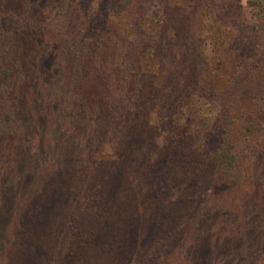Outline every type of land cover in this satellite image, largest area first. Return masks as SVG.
I'll return each instance as SVG.
<instances>
[{"label":"trees","instance_id":"obj_1","mask_svg":"<svg viewBox=\"0 0 264 264\" xmlns=\"http://www.w3.org/2000/svg\"><path fill=\"white\" fill-rule=\"evenodd\" d=\"M241 1L0 0V186L22 166L16 147L38 146L24 132L22 105L30 94L44 97L41 61L57 56L55 89L46 99L67 98L49 114L61 130L79 101L90 105L91 126L73 154L50 143L54 134L59 141L53 129L41 146L52 167L74 163L75 178L55 211L62 226L75 229L81 216L108 226L105 237L94 230L86 242L106 255L113 246L117 259L96 253L89 264H264V198L251 225L198 231L214 197L228 196L219 176L224 167L240 159L245 172L260 163L264 171V12L247 23ZM20 24L41 35L36 49L24 48ZM96 79V97L84 95ZM201 103L214 112L210 124L198 126L192 110ZM106 196L113 197L112 213L122 214L114 228L105 222ZM161 202L178 208L162 211ZM158 220L183 231L160 233L167 226ZM66 237L60 233L49 253L34 241L15 245L22 255L37 253L29 264H85L75 251L84 237ZM15 257L7 254L1 264L25 263Z\"/></svg>","mask_w":264,"mask_h":264},{"label":"rangeland","instance_id":"obj_2","mask_svg":"<svg viewBox=\"0 0 264 264\" xmlns=\"http://www.w3.org/2000/svg\"><path fill=\"white\" fill-rule=\"evenodd\" d=\"M173 2L184 5L187 3V0H173ZM241 3V6H239L241 17L247 23L259 19L260 14L264 12V0H242ZM147 21L148 20H141V23L143 25H149ZM19 26H21L23 32L27 34L26 38L22 40L24 48H27L29 51L36 49L39 40L38 43L35 42V46L34 37L40 39L41 35L37 32L34 33L33 30L29 32L28 28H23L22 24ZM151 27L152 26H150V28ZM56 61L57 56H52L47 61H41L42 68L40 73H42V75L39 80V87L44 97L42 98L38 95L30 94V103L27 102V106L22 105L24 110L22 119L28 122L26 125L28 129L26 128L27 130L24 132L27 136L29 135V139H32L33 142L36 140L38 146L35 145V147H30V143H26L29 148L21 149L19 148L21 145L16 147V163H20L22 166L7 173L2 179V184L0 186V264L7 254L9 260L13 258V256H16L15 260H17V258L24 260V264H29L28 262L30 260L35 259L34 256H36L37 253H35L34 250H32L31 255L27 252H25L24 255H22L23 253H19L18 246L15 245L16 239H21L30 243L33 241L39 243L43 245L44 251L49 253L53 243L58 241L60 233L64 239L67 238V233H80V235L84 237V244L80 246L81 248L75 249V251H81L80 255L84 257L83 262L85 264H89L90 261H93L94 254L96 253L102 260H108V256L114 261L117 259L116 253H112L113 246L110 249L111 254L106 255L105 252L99 250L96 245L93 244L94 246H91L89 242H86V238H90L89 233H92L94 230L96 234L103 233L105 237L106 234L104 233H107L108 226L104 223H100V220L92 217L93 222H90V217L86 218L81 216L83 221H81L79 225L76 224V228L74 229L70 227L73 226V224L62 226V223L58 220L62 215L55 214L56 208L60 204L65 203V201L62 200V195H66L69 192V182L72 177L75 178V168L74 163L70 165V163H72L71 160H68V166L67 164L63 166L58 163L57 167H52L49 162L51 152H48L47 149L45 150V148L41 146V138H43V135L45 137L46 132L52 131V129L54 132L56 130L57 133H59V141L56 138L57 134H54L51 136L54 142L50 141V143L55 145V147L58 143L60 146H64V152L70 151L72 152L71 154H73L76 151L77 145L79 146V139L87 135L91 126L89 119L90 111L86 107L90 105L81 104L79 101L77 104H74L79 107L76 115L72 113L68 119L64 120L61 130H59L57 122L54 123L53 115L49 114L51 107L53 109L56 105L59 106L61 103L63 104V102H66L65 99L67 98L66 94H64L61 97L62 99L56 102L54 100L51 101L49 97L46 99L47 96H50V91L54 88L53 85H56V78L54 73H52V68L56 66ZM52 63L53 67L51 65ZM100 80L101 79L94 80V86L91 84L86 88L85 92H83L84 95L96 97L98 91L96 84ZM212 105L201 103L197 109V106L194 107L192 111L195 113L193 112L194 117L192 122L196 123L198 126L210 124L214 112ZM256 117L260 121H263L261 114H256ZM243 119V121L247 120L246 115L243 116ZM260 133L263 134L262 132ZM253 140H257L255 135ZM245 162L249 163V161ZM261 167H263L261 163L258 167L257 165L253 167L247 166V171L245 172L244 164L239 159V162L237 160L232 165L226 166L221 170L219 176H221V182L228 196L223 200L220 199L218 195L214 197L211 201L212 205H214V209H211L207 216L209 221L199 224V233H221V231L219 232L221 224L227 225L226 222H230V225L227 226L228 229L237 223L251 225V220L255 216V212L258 211L257 206L259 205V207H262L263 205L264 171L261 170ZM58 172L63 173L60 180L57 176ZM112 198L111 196H106L107 207L105 210L108 211V219H106L105 222H112L111 224L114 225L112 228H114L117 224L113 220H118L117 218H120L122 214L120 215L115 212L114 209L112 213V209L108 208L109 205H114ZM159 207L162 211H167L169 209L175 211L176 208H178L177 204L171 205L162 202L159 204ZM148 212L150 215L153 214L150 209ZM37 216L41 218L38 220ZM146 220L148 219H143V221ZM38 221H40L41 225H39ZM158 222L162 227L164 224L167 226V228H164L165 232L162 231V229L158 230L160 233H182L183 231V227L179 230L175 229V225L171 221L167 223L164 222V224L160 220H158ZM214 224L217 226H214ZM91 241H94V238H91ZM113 241L115 240H111V243H113ZM100 243H103V240ZM100 243L98 246H101ZM23 248L25 251L28 250L26 246ZM64 248H67V246L61 247V249ZM58 258L60 257L52 261L55 262ZM10 261L7 259L4 264H11Z\"/></svg>","mask_w":264,"mask_h":264}]
</instances>
